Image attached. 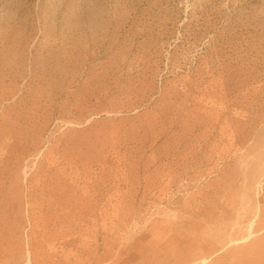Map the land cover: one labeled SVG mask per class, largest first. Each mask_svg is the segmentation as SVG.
<instances>
[{
	"label": "rangeland",
	"instance_id": "rangeland-1",
	"mask_svg": "<svg viewBox=\"0 0 264 264\" xmlns=\"http://www.w3.org/2000/svg\"><path fill=\"white\" fill-rule=\"evenodd\" d=\"M0 264H264V0H0Z\"/></svg>",
	"mask_w": 264,
	"mask_h": 264
}]
</instances>
